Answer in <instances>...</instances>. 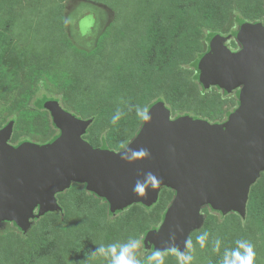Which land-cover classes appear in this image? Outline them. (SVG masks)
<instances>
[{"label": "rangeland", "instance_id": "rangeland-1", "mask_svg": "<svg viewBox=\"0 0 264 264\" xmlns=\"http://www.w3.org/2000/svg\"><path fill=\"white\" fill-rule=\"evenodd\" d=\"M243 22L264 24V0H0V130L11 125L7 144L12 149L49 146L60 132L45 107L48 102L90 120L83 141L114 152L122 150L111 141L121 132L123 107L131 109L124 119L129 128L141 123L135 107L148 110L154 102L163 103L172 120L223 124L240 106L239 90L203 87L197 63L214 37L237 51ZM160 24L162 42L156 47L164 52L157 56L159 63H147L153 47L148 28ZM118 111L122 115L113 124ZM139 126L125 136L127 145ZM253 195L264 197V174L251 186L248 202ZM174 196L173 188L162 185L148 206L111 210L106 199L72 183L55 196L59 210L41 215L35 210L23 228L9 218L0 221V264H109L92 253L130 239L143 241L145 255L163 249L149 233L159 228ZM200 213L201 222L185 239L194 246V264H214L220 251L213 250L215 240L219 248L250 241L256 264H264L262 224L248 209L244 217L207 206ZM205 232L210 235L202 249L197 237ZM88 240L90 255L77 262L71 250ZM37 249L46 256L33 260ZM166 264H178L176 257H166Z\"/></svg>", "mask_w": 264, "mask_h": 264}, {"label": "water", "instance_id": "water-1", "mask_svg": "<svg viewBox=\"0 0 264 264\" xmlns=\"http://www.w3.org/2000/svg\"><path fill=\"white\" fill-rule=\"evenodd\" d=\"M236 40L239 49L228 50L214 37L209 52L197 63L198 82L226 92L238 89L239 108L223 124L188 117L170 119L163 103L148 112L127 145L145 148L151 159L128 163L107 149H94L83 141L90 120L65 114L54 102L46 103L60 135L47 147L8 144L11 125L0 130V221L9 218L27 226L31 215L59 210L56 195L72 183L108 201L111 210L133 204L150 205L158 190L147 196L133 189L148 172L173 188L175 196L164 219L149 233L151 242L166 247L173 233L180 248L187 233L202 219L207 206L223 214L244 217L251 186L264 174V24L243 22ZM159 186V187H160Z\"/></svg>", "mask_w": 264, "mask_h": 264}, {"label": "clouds", "instance_id": "clouds-1", "mask_svg": "<svg viewBox=\"0 0 264 264\" xmlns=\"http://www.w3.org/2000/svg\"><path fill=\"white\" fill-rule=\"evenodd\" d=\"M131 110V109H130ZM138 116L145 123L151 121V116L147 109L141 110L138 106L135 107ZM122 113L118 111L117 115L112 119V123L116 124ZM121 152L116 153L121 157L122 160L128 163H134L137 160L151 159V153L145 149H132L127 145L121 144ZM144 180H137L133 191L141 196H147L149 187L155 191L159 188L162 183V179L157 177L154 173L148 172L143 174ZM210 233H203L197 237V242L201 248H206V240ZM220 241H213L214 251H219ZM143 241L137 239H130L128 243L121 245H107L97 248L92 253L93 256H102L109 261V264H166V257L169 255L175 256L178 264H194L195 257L193 254L194 246L191 240L185 241V251L181 252L179 247L176 245V236L173 233L170 237V241L167 246L163 249H155L150 253L146 254L141 252ZM237 247L235 249H226L221 260V264H256V252L255 246L250 241L237 240ZM110 252L109 256L107 253ZM144 256V259H141Z\"/></svg>", "mask_w": 264, "mask_h": 264}, {"label": "trees", "instance_id": "trees-1", "mask_svg": "<svg viewBox=\"0 0 264 264\" xmlns=\"http://www.w3.org/2000/svg\"><path fill=\"white\" fill-rule=\"evenodd\" d=\"M162 29H163L162 24L157 25V26L152 25V26H150L148 28V33H149L150 39H151L150 42L153 44V47H151L149 52H148V59L146 60L147 63H159L160 60H161L157 56H160V54L162 52H164V51L161 48L157 49L156 45L162 42V40L160 38ZM69 40L71 42H73L71 38H69ZM94 51L95 50H93L92 53ZM200 57H201V55H200ZM157 103H159V102H154L152 105H150L148 110L151 107H153L155 104H157ZM123 109H124L123 110L124 111V116L121 118V120H120L121 122L118 123L119 124L118 127L120 128L121 132H119V135H118L119 137L116 138L117 141L116 140L115 141H111V146L116 148V149H121L120 148L121 144L127 145V141H126L125 136L126 135L129 136L133 132V130H135V128L137 126H139L138 125L139 122H138L136 127H134V128H129L128 127L127 121L124 120V119L130 117L131 110H130V107L129 108L128 107H125V108L123 107ZM140 122H141L140 123V126H141V124H142L141 118H140ZM140 126H139V128H140ZM139 128H138V130H139ZM138 130L135 133L139 132ZM247 205H246L247 206L246 210L248 209L249 215H251L254 218H257L261 222L262 229H263V232H264V197H258L256 195H253L251 197V199L249 200V202L247 203ZM89 243H90V240H88L87 243H83L82 244L83 246L80 244V246H76L73 250H71V252H72L71 254L74 256V258H75V260L77 262H79L80 259H85V258H87L90 255L89 246H88ZM226 249H235V248L233 246H231L230 244L222 245L219 248L220 251L213 258V263L214 264H221V260L223 258V255H224V252H225ZM41 251L42 250H40V249H37L36 251H33L32 254H31V258L34 260L36 257L37 258H41V257L46 256V253H43Z\"/></svg>", "mask_w": 264, "mask_h": 264}]
</instances>
